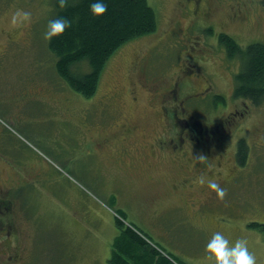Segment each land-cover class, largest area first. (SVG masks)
Wrapping results in <instances>:
<instances>
[{
  "label": "rangeland",
  "instance_id": "1",
  "mask_svg": "<svg viewBox=\"0 0 264 264\" xmlns=\"http://www.w3.org/2000/svg\"><path fill=\"white\" fill-rule=\"evenodd\" d=\"M52 3L0 0V127L10 142L0 150V264H105L116 217L180 264H206L215 232L246 238L264 264V232L249 226L264 223V100L234 97L241 62L215 37L264 43L263 0H148L156 32L116 51L90 98L56 73L43 39ZM17 8L33 22L10 31ZM175 95L217 140L203 165L192 158L202 146L185 160L148 143L164 132L162 107L171 112ZM127 124L137 129L129 142ZM202 173L227 190L223 201L194 183Z\"/></svg>",
  "mask_w": 264,
  "mask_h": 264
},
{
  "label": "trees",
  "instance_id": "2",
  "mask_svg": "<svg viewBox=\"0 0 264 264\" xmlns=\"http://www.w3.org/2000/svg\"><path fill=\"white\" fill-rule=\"evenodd\" d=\"M94 2L95 0H76L73 4L69 0V6L60 9L57 0H53L50 20L64 17L71 21V26L62 35L48 42V48L56 57L57 75L74 91L87 98L97 92L104 66L113 54L125 44L156 32L158 25L156 12L148 0H104L107 11L95 18L90 12V5ZM213 32L212 28L205 29L208 35ZM216 40L229 59L238 57L241 62L233 78L234 97L249 99L254 104L263 101L264 43L255 41L242 47L225 32L219 33ZM214 96L225 101L219 94ZM168 112V119H163L174 130L177 123L175 127L172 123L176 119L172 116V111ZM236 150L235 161L244 165L249 155L244 138L239 139ZM119 218H115L118 234L111 242V256L107 264H180L170 255L162 254L164 251H160L156 245L151 246L145 233ZM249 226L264 232V223L252 221Z\"/></svg>",
  "mask_w": 264,
  "mask_h": 264
},
{
  "label": "clouds",
  "instance_id": "3",
  "mask_svg": "<svg viewBox=\"0 0 264 264\" xmlns=\"http://www.w3.org/2000/svg\"><path fill=\"white\" fill-rule=\"evenodd\" d=\"M76 0H72L75 4ZM60 9L69 6V0H57ZM107 11V4L104 0H95L90 5V12L95 18L103 15ZM33 22L32 12L21 8L15 9L8 17V30H16L27 28ZM71 26V21L67 18L59 17L50 20L47 24V30L43 34L45 41L51 42L53 38L62 35L66 29ZM197 163H201L207 159L203 154H197L192 157ZM210 167V166H209ZM194 183L199 186H207L212 192H215L216 198L223 201L227 195V190L222 188L215 179L208 178L205 174H201ZM204 261L206 264H257L256 256L249 251L248 240L246 238H238L230 243L229 239L222 232L213 233L210 240L204 248Z\"/></svg>",
  "mask_w": 264,
  "mask_h": 264
},
{
  "label": "flooded vegetation",
  "instance_id": "4",
  "mask_svg": "<svg viewBox=\"0 0 264 264\" xmlns=\"http://www.w3.org/2000/svg\"><path fill=\"white\" fill-rule=\"evenodd\" d=\"M202 1L203 0H193L195 8H198ZM215 37L217 38V35ZM174 101L178 102L177 95L174 96ZM186 105L187 104L185 103V98H181V100L176 104V107L174 109H171V111L173 112L172 116L174 117V119H178L177 122L172 123L174 127L177 123L175 129L173 130L172 126L169 125V122L165 120V125L167 124V127L165 126L164 132L161 133V135L152 137L148 143L156 144L159 149H169V147L171 146L170 151L174 152L177 155H180L185 160L187 159L190 153L194 152L195 150H197L198 147L202 146V150L204 151L203 155L206 156V160L209 161L213 157L212 149L215 148L218 144L217 140L212 142V140L210 139L211 134L209 133L207 126L201 125L198 121L192 122V119L189 120L188 118H186V116L188 115L189 117H191V112ZM162 109L163 113H165V119H168L167 113L169 112L167 108L163 106ZM121 127L122 129L129 128L128 130L123 132L124 134L129 133L127 136V138L129 137V142L135 136L134 131H136L137 129L133 130L135 126H132L131 124H127L126 126L122 125ZM127 138L125 137L124 140L126 141ZM8 141L9 139L0 127V150H7V146L10 145V142ZM203 163L204 161L201 163L197 162V165H203ZM24 165L34 166L32 161L29 160H26ZM181 180L182 181H180V184L185 186V184H187V179L184 178ZM6 209L9 210L8 207H6Z\"/></svg>",
  "mask_w": 264,
  "mask_h": 264
},
{
  "label": "crops",
  "instance_id": "5",
  "mask_svg": "<svg viewBox=\"0 0 264 264\" xmlns=\"http://www.w3.org/2000/svg\"><path fill=\"white\" fill-rule=\"evenodd\" d=\"M111 243V242H110ZM111 245H112V243H111ZM108 260V259H107ZM107 260H106V262H105V264H107Z\"/></svg>",
  "mask_w": 264,
  "mask_h": 264
}]
</instances>
